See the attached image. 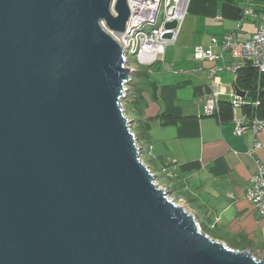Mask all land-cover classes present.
<instances>
[{"label":"water","instance_id":"1","mask_svg":"<svg viewBox=\"0 0 264 264\" xmlns=\"http://www.w3.org/2000/svg\"><path fill=\"white\" fill-rule=\"evenodd\" d=\"M128 14L126 0H0V264H264L202 232L140 158L106 30Z\"/></svg>","mask_w":264,"mask_h":264},{"label":"crops","instance_id":"2","mask_svg":"<svg viewBox=\"0 0 264 264\" xmlns=\"http://www.w3.org/2000/svg\"><path fill=\"white\" fill-rule=\"evenodd\" d=\"M262 5L263 0H189L177 39L170 44L174 47L168 54L165 48L161 61L173 60L170 67L174 73L165 68L171 75L163 74L151 81L149 92L134 91L131 105L141 144L152 153L157 167L166 171L171 184L183 185L181 195L188 194L196 204L197 213L203 216H199V221L205 228L213 225V229L227 236L231 245L264 257V216H259L245 198V189L258 162L264 164V104L257 108L248 104L236 114L230 110L231 115L225 108H220L219 116L204 115L202 103L209 94L208 67L212 62L193 58L194 46L209 45L213 36L219 38L231 31L241 41L250 39L259 18L244 15L243 10L251 6L259 12ZM212 50L220 52L218 46ZM221 55L219 64L232 60L227 51ZM240 71L220 73L225 89L219 96L222 103L229 104V94L235 92V87L249 90L245 88L246 80L235 86ZM244 98L252 101L250 97ZM234 115L243 116L246 124L248 118L256 116L263 126L255 134L247 127L242 134L235 135ZM156 145L159 150L153 153ZM230 237L235 238L233 242Z\"/></svg>","mask_w":264,"mask_h":264},{"label":"built area","instance_id":"3","mask_svg":"<svg viewBox=\"0 0 264 264\" xmlns=\"http://www.w3.org/2000/svg\"><path fill=\"white\" fill-rule=\"evenodd\" d=\"M189 0H126L129 14L125 22V28L121 32L107 29V32L120 45L124 65L133 75L137 65H152L157 61L163 60L164 51L167 45L175 43L179 34L182 22L187 12ZM244 15L259 18V24L256 32L250 39L241 41L233 32H226L221 37H211L207 46L196 45L193 49V58L198 61H209L212 64L208 67L210 77L209 94L202 103V112L204 115L219 116L221 101L219 96L225 93L220 82V73L227 71L236 73L241 67L250 65L259 74L264 73V0L259 12L248 6L243 10ZM175 21L174 27H165L167 22ZM165 33H170V37H163ZM218 46L220 52H214L212 47ZM227 51L231 55V61L219 64L222 57L221 52ZM130 75L129 81L125 86L123 102L126 99L128 86L132 81ZM252 105L257 108L260 101L256 97L252 101H246L244 97L235 92L229 94V105L232 113L236 114L243 110L246 105ZM128 118V117H127ZM130 120V119H128ZM235 126L233 133L242 134L247 127L253 134L260 130L263 123L256 116L248 118L245 123L243 116L234 115ZM138 147L139 143L137 141ZM256 144V139L255 143ZM140 148V147H139ZM141 151V148H140ZM142 153L140 154V158ZM171 199L170 197H168ZM245 198L255 207L259 216H264V164L258 162L257 171L251 177L248 186L245 189ZM177 205L185 206L182 202L172 199ZM187 210V209H186Z\"/></svg>","mask_w":264,"mask_h":264},{"label":"rangeland","instance_id":"4","mask_svg":"<svg viewBox=\"0 0 264 264\" xmlns=\"http://www.w3.org/2000/svg\"><path fill=\"white\" fill-rule=\"evenodd\" d=\"M173 47H174V45H170V44L167 45L166 46V53L168 54L171 51V48H173ZM167 60L168 59H165L164 62H161V61L158 62L157 61L152 65H137V64L133 63V65L137 69V71L133 75H131L132 81L129 85H127L128 86V90L126 93L127 97H126L125 101L123 102V109H124L125 115L131 121L132 131L134 133H136V135L138 137L139 144L141 143L140 142L141 140L139 141L138 129L135 128V126H134V123L136 122V120L133 117L134 111H133V107L131 105V103L134 102L133 100L135 99L133 92L134 91H137V92L141 91V93H142V90L149 92V85H150L151 81H155L156 79H160L163 76V74H165V75L173 74L174 70L170 67V62H172L173 60H169L168 62H167ZM158 68L162 69L163 71L159 70ZM165 68H168L169 72L171 74L169 72H166ZM137 99H139V98H137ZM140 109H141V107L139 106V110ZM140 146L142 148V152H141L142 153V156H141L142 161L148 166V168L151 170L152 174H154V181L156 182V184L159 187H161L162 189L166 190L167 196L170 197L171 200L175 199L177 201V199H181V200H178V202H182L183 205L185 206V208L187 209V211L195 216L197 222L199 223V226H200L202 232L206 233L211 238H213L215 236L222 237L224 240H220L218 238L217 239L213 238V239L218 240V241H223L227 247H230L232 249H234V248L240 249V248H237V247L231 245V243H229L227 240V236L226 235L222 236L223 234L220 232V230L213 229V227H214L213 225L208 227L207 229L205 228L204 223H201L199 221V216L200 217H203V216L201 214L197 213V211H196L197 206H196V204H194L192 202L189 195L188 194H186V195L177 194L176 192H179L178 190L176 192L172 191V184H171L172 179L168 175H166L165 170H162V169L157 167L156 162L151 158L152 153L146 152L143 145L140 144ZM157 150H159V148L156 145L153 147V153H157ZM200 211H202V210H200ZM208 219H210V216H208ZM234 239L235 238L230 237L231 242H233ZM235 242H236V240H235ZM252 253L254 254V256H256L259 259L264 258L258 252L252 251Z\"/></svg>","mask_w":264,"mask_h":264},{"label":"trees","instance_id":"5","mask_svg":"<svg viewBox=\"0 0 264 264\" xmlns=\"http://www.w3.org/2000/svg\"><path fill=\"white\" fill-rule=\"evenodd\" d=\"M238 71H240V74L237 75V77H236V84H235V86H240L241 82L245 83V80H246V83H247L248 86H246L245 88L246 89H249L248 91H257V98L260 101V106L263 105L264 104V73H260L259 74L250 65L245 66V68H240ZM223 103H225V102H223ZM223 103L221 104V108L222 109L223 108L227 109V112L229 111L228 113L230 114V106H229V104L226 102L225 105H224ZM221 115H222V113H221ZM136 137H137V135H136ZM137 141H138V137H137ZM139 141H140V139H139ZM140 144H139V147L141 148ZM146 150H148V149L146 148ZM148 151H146V152H148ZM140 152H142V148H141V151ZM177 190L179 192H176ZM172 191H175L177 194H180V195L183 194L184 193V191H183V185L173 183L172 184Z\"/></svg>","mask_w":264,"mask_h":264},{"label":"clouds","instance_id":"6","mask_svg":"<svg viewBox=\"0 0 264 264\" xmlns=\"http://www.w3.org/2000/svg\"><path fill=\"white\" fill-rule=\"evenodd\" d=\"M199 224V223H198Z\"/></svg>","mask_w":264,"mask_h":264}]
</instances>
